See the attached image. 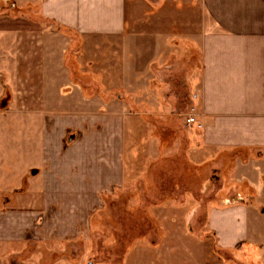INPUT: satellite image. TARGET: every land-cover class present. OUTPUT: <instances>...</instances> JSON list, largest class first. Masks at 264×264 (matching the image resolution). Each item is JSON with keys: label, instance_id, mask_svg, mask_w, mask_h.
Segmentation results:
<instances>
[{"label": "crops", "instance_id": "crops-1", "mask_svg": "<svg viewBox=\"0 0 264 264\" xmlns=\"http://www.w3.org/2000/svg\"><path fill=\"white\" fill-rule=\"evenodd\" d=\"M130 184L165 201L120 264H264V0H0V251L92 264Z\"/></svg>", "mask_w": 264, "mask_h": 264}, {"label": "rangeland", "instance_id": "rangeland-1", "mask_svg": "<svg viewBox=\"0 0 264 264\" xmlns=\"http://www.w3.org/2000/svg\"><path fill=\"white\" fill-rule=\"evenodd\" d=\"M74 58V57H73ZM178 73V72H177ZM181 76V73L175 74L174 76L169 75V79L177 78ZM79 78L80 72H79ZM174 94L177 97L176 102L179 103L183 98L184 89L178 84V80H174ZM128 95V94H125ZM127 102L130 105L131 111L134 112V101L132 96H127ZM189 113L186 112V115ZM148 124L149 119L145 120ZM163 122L165 119L155 120ZM175 123V124H174ZM173 125H177L174 121ZM172 124V123H169ZM167 125V124H162ZM161 125V126H162ZM166 164L163 162V165ZM162 165V163H160ZM168 166V165H167ZM165 166V167H167ZM170 167L158 168L156 175L154 176V187L156 190L152 191L153 194H159L163 189L169 191L172 186V180L178 178L181 180V162L174 161ZM125 197L120 199H110L108 208L109 210L104 215L98 216L95 223L98 225V230H95L93 244L91 245L92 254L90 261L92 264H100L101 262H107L112 264H120L123 253L127 249L124 244L129 242L134 236L141 235L142 233L153 231L150 219L145 212V207L149 203L161 204L165 200L161 198H148L142 191V198L139 199L138 194L134 193V184L127 186ZM172 191V190H171ZM147 196V197H146ZM180 201V200H178ZM141 202L140 211L137 210L139 203ZM103 223V225H102ZM137 231V232H135ZM54 244H36V243H17L13 244L6 251H0V264H53L54 257Z\"/></svg>", "mask_w": 264, "mask_h": 264}, {"label": "built area", "instance_id": "built-area-1", "mask_svg": "<svg viewBox=\"0 0 264 264\" xmlns=\"http://www.w3.org/2000/svg\"><path fill=\"white\" fill-rule=\"evenodd\" d=\"M194 121H195V118H193V117H189V118H188V122H189V123H192V122H194Z\"/></svg>", "mask_w": 264, "mask_h": 264}]
</instances>
